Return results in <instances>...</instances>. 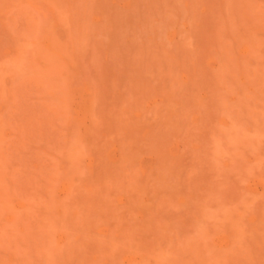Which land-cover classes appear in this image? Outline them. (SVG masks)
<instances>
[{"label": "rangeland", "instance_id": "1", "mask_svg": "<svg viewBox=\"0 0 264 264\" xmlns=\"http://www.w3.org/2000/svg\"><path fill=\"white\" fill-rule=\"evenodd\" d=\"M0 264H264V0H0Z\"/></svg>", "mask_w": 264, "mask_h": 264}]
</instances>
